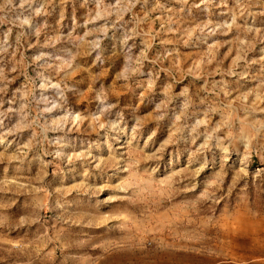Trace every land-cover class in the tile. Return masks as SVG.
<instances>
[{
    "label": "rangeland",
    "instance_id": "rangeland-1",
    "mask_svg": "<svg viewBox=\"0 0 264 264\" xmlns=\"http://www.w3.org/2000/svg\"><path fill=\"white\" fill-rule=\"evenodd\" d=\"M0 264H264V0H0Z\"/></svg>",
    "mask_w": 264,
    "mask_h": 264
}]
</instances>
